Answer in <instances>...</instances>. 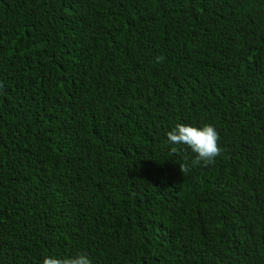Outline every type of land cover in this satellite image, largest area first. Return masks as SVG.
Masks as SVG:
<instances>
[{"label": "trees", "instance_id": "trees-1", "mask_svg": "<svg viewBox=\"0 0 264 264\" xmlns=\"http://www.w3.org/2000/svg\"><path fill=\"white\" fill-rule=\"evenodd\" d=\"M80 252L264 264V0H0V264Z\"/></svg>", "mask_w": 264, "mask_h": 264}, {"label": "clouds", "instance_id": "clouds-1", "mask_svg": "<svg viewBox=\"0 0 264 264\" xmlns=\"http://www.w3.org/2000/svg\"><path fill=\"white\" fill-rule=\"evenodd\" d=\"M164 59L163 55L154 58L156 63H162ZM166 135L171 144L186 145L195 153L193 165H211L221 153L218 143L219 134L210 124L196 127L190 124L176 123ZM171 151L175 154L177 149L173 147ZM179 168L181 173L186 174L190 171V165L187 162L179 164ZM41 264H92V262L86 253L80 252L75 256L64 258L44 255Z\"/></svg>", "mask_w": 264, "mask_h": 264}]
</instances>
